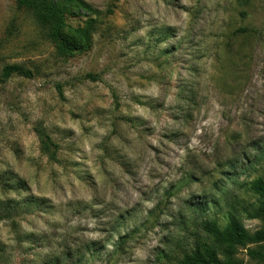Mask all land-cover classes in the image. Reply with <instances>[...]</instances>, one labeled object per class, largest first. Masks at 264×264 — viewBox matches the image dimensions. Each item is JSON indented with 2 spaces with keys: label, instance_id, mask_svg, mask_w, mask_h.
Listing matches in <instances>:
<instances>
[{
  "label": "rangeland",
  "instance_id": "374dc122",
  "mask_svg": "<svg viewBox=\"0 0 264 264\" xmlns=\"http://www.w3.org/2000/svg\"><path fill=\"white\" fill-rule=\"evenodd\" d=\"M46 1L89 42L64 56L0 0V264H178L205 222L264 231V0Z\"/></svg>",
  "mask_w": 264,
  "mask_h": 264
},
{
  "label": "trees",
  "instance_id": "16d2710c",
  "mask_svg": "<svg viewBox=\"0 0 264 264\" xmlns=\"http://www.w3.org/2000/svg\"><path fill=\"white\" fill-rule=\"evenodd\" d=\"M19 7L33 13L38 22L47 30L60 54L69 56L80 52L89 42L88 33L84 35L85 44L69 39L63 32L65 28L63 10L49 5L46 0H19ZM14 76L31 79L33 74L20 67H6L1 83H6ZM89 77L92 78V76ZM37 132L42 138L45 153L53 161H57L58 147L40 128L37 129ZM252 191L260 197L261 203L260 209L252 218H264V181L257 180L252 185ZM202 233L203 238L196 241L191 252L185 254L178 264H244L243 260L239 258L241 249H249V256L252 259L261 260L264 264V253L248 248L264 243V231L251 234L240 222L233 219L224 229L215 221L205 222L202 225Z\"/></svg>",
  "mask_w": 264,
  "mask_h": 264
},
{
  "label": "clouds",
  "instance_id": "9594fccd",
  "mask_svg": "<svg viewBox=\"0 0 264 264\" xmlns=\"http://www.w3.org/2000/svg\"><path fill=\"white\" fill-rule=\"evenodd\" d=\"M97 131H101L100 129H97ZM96 142H98V141H93V143H96ZM153 205H149V207H152ZM256 223H259V221H256ZM157 231H159V230H157ZM155 242V241H154Z\"/></svg>",
  "mask_w": 264,
  "mask_h": 264
}]
</instances>
